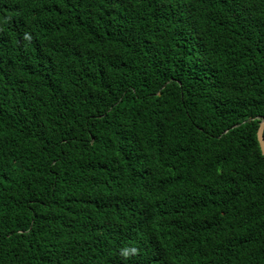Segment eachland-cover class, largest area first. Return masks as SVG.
Wrapping results in <instances>:
<instances>
[{
    "label": "trees",
    "instance_id": "16d2710c",
    "mask_svg": "<svg viewBox=\"0 0 264 264\" xmlns=\"http://www.w3.org/2000/svg\"><path fill=\"white\" fill-rule=\"evenodd\" d=\"M264 0H0V264H264Z\"/></svg>",
    "mask_w": 264,
    "mask_h": 264
},
{
    "label": "water",
    "instance_id": "95a60500",
    "mask_svg": "<svg viewBox=\"0 0 264 264\" xmlns=\"http://www.w3.org/2000/svg\"><path fill=\"white\" fill-rule=\"evenodd\" d=\"M257 138L258 142L262 151V154L264 155V118L259 123L258 131H257Z\"/></svg>",
    "mask_w": 264,
    "mask_h": 264
}]
</instances>
